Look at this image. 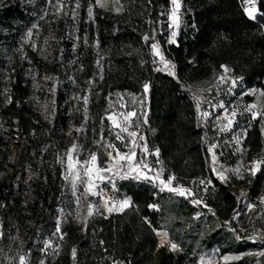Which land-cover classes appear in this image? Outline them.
I'll use <instances>...</instances> for the list:
<instances>
[{"label": "trees", "instance_id": "16d2710c", "mask_svg": "<svg viewBox=\"0 0 264 264\" xmlns=\"http://www.w3.org/2000/svg\"><path fill=\"white\" fill-rule=\"evenodd\" d=\"M79 3L80 68L76 71L68 59L54 55L50 72L65 83L63 90L59 88L54 113L45 117L32 98L30 67L38 58L26 33L33 24L45 32L50 6L47 0H0L1 251L14 246L25 264H200L199 254L212 247L219 255L245 252L251 244L240 238L234 221L243 208L242 199L211 170L205 141L215 143L214 129L208 120L205 125L198 121L184 86L209 78L225 65L231 77H244L236 92L264 89V0H256L255 19L245 13L243 0H181V23L172 44L168 43L170 0H121L120 13L96 6L92 20L87 10L96 1ZM145 36L150 40L145 41ZM152 43H159L165 58L175 65V77L156 70ZM71 92L82 106L88 96V124L96 126V138L103 134L104 141L121 151L123 142L116 139L107 120V101L116 93L147 94V123L143 117L142 125L148 149H159L164 178L174 175L194 195L182 197L147 181L120 176L114 180L117 197L129 198L130 207L109 214L99 210L83 228L77 227L69 217L74 202L63 179L65 153L73 143L66 132ZM72 121L70 131L75 136L79 122ZM88 134L86 129L77 138L83 143ZM225 135L231 140L234 135L241 137L245 161L264 156L260 119L246 114L221 132L214 153L220 150V159L232 168L236 157L232 145H225ZM95 152L98 166L105 167L107 154L100 146ZM200 180L212 183L205 188ZM246 187L249 202L264 195V168L248 179ZM193 199L203 203L193 204ZM59 219L65 238L55 253L53 235ZM157 230L166 231L178 250L159 245ZM216 264L246 262L242 257Z\"/></svg>", "mask_w": 264, "mask_h": 264}, {"label": "rangeland", "instance_id": "374dc122", "mask_svg": "<svg viewBox=\"0 0 264 264\" xmlns=\"http://www.w3.org/2000/svg\"><path fill=\"white\" fill-rule=\"evenodd\" d=\"M63 3H64V11L69 14L68 15L56 14L55 9L50 6L49 11L45 17V26H46L45 32H40V29L37 27L36 29L33 30L34 34L32 39L31 40L27 39V42H29L31 47L36 51L38 58L36 61H34L31 64L30 67V76L33 84L32 98L33 101L37 104L41 114L45 117H51L52 114L54 113L56 99L58 97L60 90L59 88H62L63 90L65 83L64 79L58 78L50 72L48 64L52 62L54 55L56 54L57 57L68 59V62L72 64V66L76 71L79 70L80 68V60L76 55V52H78L76 24L80 18L79 8L76 7L77 0H63ZM52 4L56 5V0H54ZM56 6L58 7V5ZM116 6L119 5H114L113 0H108L107 10L115 12L113 8ZM243 7L244 8L250 7V5L246 4L245 0H243ZM87 15H88V10H87ZM178 28L179 27H174L171 29V31L175 30L177 32ZM171 31H170V35H171ZM153 58L156 60L155 64L157 65V68L163 69L164 66L162 63H160L159 58L154 56ZM163 71L168 72L167 70H163ZM222 73H223V69L221 68L220 71L211 75L209 78L189 85L190 90L192 91L193 94L195 93L201 96L202 93L205 92L206 90L215 89L214 85L216 84L217 77L220 76ZM229 76L231 77L230 74ZM250 89L264 90L254 87V88L246 89L241 92H236L235 89L232 94H225L216 97V103L223 102L229 110H231L232 108H236L239 113L238 116L236 117V120L239 117L241 118L245 117L246 114H248L249 117L251 118L250 113L244 111V107L246 105L257 102L256 96L248 94ZM117 94L119 93L113 94L109 97L106 106L107 110H109V102H111L112 103L111 109H116L117 111H119L120 109L123 111L125 108L127 109L135 108L137 113L138 111L139 113L144 112L146 105L145 94L126 95V96L120 94L119 97L117 96ZM67 100L71 101V104H68L67 106V113H70L71 119L66 132L70 138L73 137V143L75 142L78 145L77 151L79 152V158L82 160H86L89 158L90 154L92 152H95V150L99 147L96 141H100L101 136L99 134L98 138H96L97 136L95 131L96 126H94V124L92 123L88 124L89 116H88V112H85L86 105L84 106L81 105V102L78 99L77 94L71 92V94L67 96ZM141 100H143V104H141ZM121 105H124L125 107L122 108ZM202 106L203 104L201 105V108L202 110H204V107ZM221 111H223L221 113L223 118V116L225 115L223 109L217 108L214 112L212 109H210L209 112H212L213 113L212 116H213L216 114H220ZM142 116L143 115H138L137 117L134 118V120L138 121L140 125H142V120H143ZM222 118L220 122L217 121L218 126H220V123H226V121H223ZM73 119L79 122L77 128H81L83 126V130L81 132H77L76 134L77 136L76 135L73 136L70 131L73 125V121H72ZM207 120L208 118L201 120V122L205 125V122H207ZM260 127H261V121H260ZM135 128L136 127H131L129 130L133 131ZM86 129L89 130V134L82 143L77 137L79 133L85 132ZM115 130L119 131V129H115ZM124 134L127 136V133ZM236 137H239L240 140L239 143L236 142L235 139ZM262 140L264 144V133H262ZM208 141H205L207 143V150L211 145H213V144L210 145ZM16 142H17V137L15 136L13 139V153L11 156L12 158H14V150L16 148ZM241 142L242 140L240 136L234 135L233 139L231 140L228 136L225 135L224 143L225 145L227 144L232 145L236 157L235 164L231 168V170L240 168L241 164H243L246 168L250 163L244 160V151L242 149ZM101 143L104 142L101 141ZM237 149H240V151H237ZM103 152L107 154L104 148H103ZM151 161H154L153 155H151ZM208 163L212 170L213 167L212 153H210ZM108 164H106L105 167H107ZM66 165H67V158H65L63 179L71 192L72 201L74 202L69 217L77 227L83 228L85 225V223L83 222V217L87 215L89 203L94 204L96 208H98L100 211L104 212L105 214H109V212L105 210L104 207L105 200L102 199L100 195H87L85 193L84 184L78 183L76 186V195H73L70 179L65 180V175L68 174ZM125 167L120 169L119 174L113 175L112 173H107L108 179H106L103 182L97 181L98 187L96 191L100 194V192L107 187V183H109L110 181H114L115 178L117 177L122 176L126 170ZM215 167L219 171H221L216 164ZM240 174L243 175L244 177L243 179L239 178V175L234 174L233 172L230 171L229 180L227 181L232 185L234 189H236L237 187H246V183H248V179L252 176L248 172L244 171L243 168H241ZM177 185H183V184L175 180L173 182V186H177ZM183 186L185 188H188L185 185ZM77 196H80L79 204H77V199H76ZM116 201L117 200L113 202ZM250 204L256 205V207L252 210H249L247 207L249 204L246 203L244 204L245 207L242 208V210L237 215L234 216V221L236 222V228L240 232V238L246 240L247 243L251 244L249 245L248 249L243 253H228V254L219 255L218 249L216 247H212L204 250L199 254L198 262L200 264H216L217 262H229L233 260H238V259H231L225 261L224 259L225 257H239V259L243 257L245 258L246 264H264V255L260 254V253H264V239L259 238L261 234H264V204L260 203V199H258L256 202H251ZM58 222L60 224V219L58 220ZM55 232L56 233L53 235V240L55 245L53 246L51 243H47V244H50L51 247L53 246L52 247L53 251L57 253L59 251L62 241L65 238V235L61 231L60 232L55 231ZM161 234L162 232L160 230L156 231V236L159 242L161 241ZM61 236L63 238H61ZM165 242L166 245H168L169 248L173 250L171 248L172 243H170L169 240L167 239ZM177 250L178 248H176L173 251H177ZM0 257L3 258V264H20V254L18 253L17 249L14 246L5 252L1 251L0 249Z\"/></svg>", "mask_w": 264, "mask_h": 264}, {"label": "snow or ice", "instance_id": "6c2138e0", "mask_svg": "<svg viewBox=\"0 0 264 264\" xmlns=\"http://www.w3.org/2000/svg\"><path fill=\"white\" fill-rule=\"evenodd\" d=\"M48 5L53 7L55 9L56 14L60 15H68L69 13L64 11V3L63 0H56V5L52 4V0H47ZM172 8L170 13H168L169 18V25L168 27L170 29L174 27H179L181 23V17H180V9L182 7L181 0H170ZM114 5H119L113 8V10L117 13L122 12L123 5L121 4V0H113ZM245 3L250 5V7H245L244 11L245 13L250 17L255 19V15L257 13L256 8V0H245ZM107 4L108 0H96L95 5H90L88 8V17L90 20L94 19V7L99 6L100 8H104L107 10ZM76 7H80L79 0H77ZM47 14V12H46ZM40 19H44L43 16L40 17ZM38 27L37 24H33L31 28L27 30L26 36L28 40H31L33 37V29H36ZM176 36L177 32L175 30L171 31L170 38L168 40V43H176ZM154 39V36L152 37ZM145 41H149L150 37L145 36ZM151 50L152 55L154 57H158L160 63L163 64V69L157 68V71L161 70H167L169 75H172L175 77V65L171 63V61L167 60L165 56L163 55V52L160 49L159 43H152L151 44ZM153 63H156V60H153ZM97 64L99 66V61H97ZM221 68L223 69V73L217 77L216 84L214 87L216 88V96L219 97L221 95L225 94H232L233 91L237 88H240L243 84L244 77H230V69L225 66L221 65ZM102 78V77H101ZM226 86V89H225ZM144 92L147 93L149 91V84L145 83L143 85ZM203 91V90H201ZM248 94L254 95L257 97V102L248 104L244 107V111L250 113L252 120L260 119L261 121V132L264 133V90H257V89H250ZM119 97L120 94H117ZM122 98V97H121ZM193 100L195 101V107L197 110V118L198 121L207 119L212 116V112L204 111L201 108V105L203 103H209L211 104L213 112L217 109H223L225 112V115L223 116L222 120L226 121V123H220V131H228L233 127V124L236 122V117L238 116V111L236 108H232L229 110L223 102H217L213 103L212 101H206L202 96H199L197 94H193ZM85 105L88 104V96L83 97ZM141 104H143V100H141ZM121 107H125L124 105H121ZM112 108V103L109 102V109ZM85 112H87V108H85ZM138 115H143L145 117L144 123H147V112L137 113L134 111L129 112H120L119 114L113 113L110 115H107V120L111 121L112 128L119 129V131L116 133V139L121 140L122 142H125L127 144V139H131L132 147L129 149V152L124 153L121 152L118 148H116V145L104 141L103 134H101L100 141H96V143L105 149L107 152V156L109 158V164L107 167L100 168L97 164L98 160V154L96 152H92L88 159L82 160L79 158V152L77 151L78 145L74 142L70 148L67 149L65 156L67 158V175H65V180L70 179L71 187L73 190V195H76V186L78 183L85 185V193L87 195H99V193L96 191L98 184L97 181L103 182L106 179H108L107 173H112L113 175L119 174V171L121 168L127 167V171L124 173L123 176H121V179H127L132 178L135 180H143L147 181L149 183H152L153 185H157L160 187V191H169L171 193H174L176 195L182 196V197H192L194 194L193 192L185 188L183 185H177L173 186V182L176 180V177L174 175L167 176V179L164 178V169L160 168L158 170H154L149 163L145 159H137V152L136 149L138 147L137 141H143L144 137L139 136L137 132L130 131L129 129L131 127L139 128L140 124L138 121L134 120L135 117ZM217 121H221V117L217 116ZM87 119V117H86ZM103 123V119L101 121ZM251 123V121L249 122ZM83 130V126L81 128L75 129L77 132H81ZM103 131V130H102ZM123 133H127V138L123 135ZM236 142L239 143V137H236ZM101 141H104V143H101ZM217 145H211L208 149L210 153H212V171L215 173V175L222 181L226 182L228 177L225 175V172L231 171L234 174L239 175V178L243 179V175H241V168L244 169V171L248 172L252 176H256L258 172L261 171L262 168H264V156L253 159L249 165L245 168L243 164H241L240 168L233 169V170H225L224 172L219 171L215 164L217 163V157L213 151ZM145 156L147 155H155L159 156V149H157L154 153L150 152L148 149L147 144H144L143 147L140 149ZM237 151H240V149H237ZM61 163H64L63 159L60 161ZM157 163H160L159 160L156 161ZM144 169H147V171H144ZM155 171L154 175H148V172ZM199 183L201 185H204L205 188L207 187V184H211V180H200ZM246 194L241 193V197H244ZM77 204L80 203V196H77ZM260 203L264 204V196L260 197ZM193 204H201L203 201L201 199H193ZM131 200L130 199H124L118 202H113L111 199L105 200V210L109 213L112 212H122L124 209L130 207ZM206 206V205H205ZM150 208H155L156 205H149ZM249 210H252L256 207V205L249 204L248 206ZM99 211L98 208L94 204L89 203L88 205V211L87 215L83 217V222L85 225L87 224L90 217L97 214ZM79 218V217H78ZM57 232H60V226L59 222L57 223ZM164 236V240L161 241V245L163 246L165 244L167 233L162 234ZM61 238H63L61 236ZM239 239V237H237ZM260 239H264V234H261ZM50 243V242H49ZM49 245H46V247ZM171 248L175 250L177 248L176 244H171ZM76 250L73 249V256H75ZM261 255H264V253H260ZM225 261L231 260V259H239V257H225ZM20 264H25V257H20ZM43 264V262H41Z\"/></svg>", "mask_w": 264, "mask_h": 264}, {"label": "built area", "instance_id": "2783aa9c", "mask_svg": "<svg viewBox=\"0 0 264 264\" xmlns=\"http://www.w3.org/2000/svg\"><path fill=\"white\" fill-rule=\"evenodd\" d=\"M184 89L188 92V94L192 98L193 93L190 90L189 85H185ZM216 91H217L216 88L213 90L209 89V90H206L205 92H203L201 96L206 101H212L213 103H216V97H217ZM192 100H193V98H192ZM193 102L195 104L194 100H193ZM202 107H204L205 111H210V109H212L211 104H209V103H203ZM222 112L223 111H221L220 114H216V115H213V116L208 118L209 123L213 126V129H214L213 136L216 138L215 145H217V140H218L219 136L221 135V132H223V131L219 130L220 126L217 125V118H216L217 116L222 118V114H221ZM133 131L137 132L139 136L144 137L143 141H137L138 147L136 149L137 157L144 158L145 154L140 150L143 147V145L146 144L143 125H140L139 128H135ZM205 133L206 132H203V134H205ZM122 147H123V149H122L123 152L129 151V149L132 147L131 139H127V144L125 142H123ZM216 148H218V145ZM215 155L217 157L216 165L222 172H224L225 170H231V167L229 165L225 164V162L220 159V156H221L220 150H218V152ZM160 168H163L164 173H165V168L162 165L158 169H160ZM225 175L228 177L227 180H229L230 171L225 172ZM118 190H119L118 185L114 181H110L109 183H107V187L104 190H102L99 195L104 200L111 199V201H115V200L119 199L117 197ZM236 190H237L239 197H241L242 192L246 194L244 197H241L242 203H243V208L245 207L244 204H246V203L250 204L251 203V202L247 201V187H237Z\"/></svg>", "mask_w": 264, "mask_h": 264}, {"label": "crops", "instance_id": "0c3cea01", "mask_svg": "<svg viewBox=\"0 0 264 264\" xmlns=\"http://www.w3.org/2000/svg\"><path fill=\"white\" fill-rule=\"evenodd\" d=\"M258 14V11H257V13H256V15ZM256 15H255V17H256ZM248 16V15H247ZM249 17V16H248ZM250 18V17H249ZM252 19V18H251ZM150 52H151V54H152V50H151V47H150ZM161 71H163V70H161ZM163 72H166V71H163ZM145 101H146V105H145V109H144V112H147V94L145 95ZM129 111H134V112H136V109L135 108H133V109H130V108H125L124 110H123V112H129ZM120 112H122V110L120 109L119 111H117L116 109H109L108 110V115H110V114H113V113H116V114H119ZM138 113H139V111H138ZM143 117L144 116H142V119H143ZM117 131L118 130H115L114 129V132L115 133H117ZM123 135L124 136H126L124 133H123ZM156 151V149H154V150H152V151H150V152H152V153H154ZM123 152V151H122ZM127 152H129V151H125L124 153H127ZM153 157H154V161H151V155H150V157H148V155L147 156H145L144 158H139V157H137V159H145L146 161H147V163H149L150 165H151V167L154 169V170H158V168L161 166V161H160V159H159V156L157 157V156H155V155H153ZM157 160H159L160 161V163H157L156 161ZM153 164H155V165H153ZM126 168V170H125V172L127 171V167H125ZM144 171H147V169H144ZM124 172V173H125ZM124 173H123V175H124ZM155 174V171H152V172H148V175H154ZM122 175V176H123ZM165 179H167V178H165ZM167 191V190H166ZM124 199H129V198H124ZM124 199H118L116 202H118V201H121V200H124ZM112 213H115V212H112ZM161 232H162V234L163 233H166V231H164V230H160ZM161 234V241L162 240H164L165 238H164V236ZM167 240H169V238H168V235H167V238H166ZM161 241L159 242L158 241V243H159V245H161ZM164 245H166V242H165V244ZM228 254V253H227Z\"/></svg>", "mask_w": 264, "mask_h": 264}]
</instances>
